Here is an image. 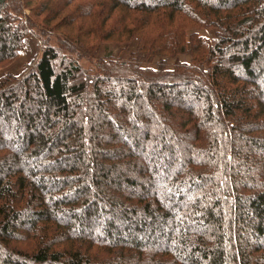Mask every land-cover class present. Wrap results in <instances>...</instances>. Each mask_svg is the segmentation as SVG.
Listing matches in <instances>:
<instances>
[{"label": "trees", "instance_id": "1", "mask_svg": "<svg viewBox=\"0 0 264 264\" xmlns=\"http://www.w3.org/2000/svg\"><path fill=\"white\" fill-rule=\"evenodd\" d=\"M28 35L0 264H264V0H0V68Z\"/></svg>", "mask_w": 264, "mask_h": 264}, {"label": "rangeland", "instance_id": "2", "mask_svg": "<svg viewBox=\"0 0 264 264\" xmlns=\"http://www.w3.org/2000/svg\"><path fill=\"white\" fill-rule=\"evenodd\" d=\"M24 13L28 14V10L25 9ZM199 33L203 36H208V31L207 30H200ZM36 41L30 36L28 35L25 39H24V45L23 48L19 51V54L17 56V58L10 63L9 65H7L6 67L0 68V76L2 74H5L6 72H11L13 74H16L18 72H20L22 70V68L29 63L32 58L36 55L37 53V48H36ZM110 50L114 51L115 49H111L110 47L108 48H103L100 49L99 53H107ZM181 61H188L189 57L186 55H179L178 57ZM157 60V58L152 62L149 63L147 65L150 66H154V62ZM174 59L173 58H169L167 59V64L168 66H171L173 63ZM80 63L85 66V67H90L91 66V60L87 59V58H82L80 59ZM146 65V64H145Z\"/></svg>", "mask_w": 264, "mask_h": 264}]
</instances>
